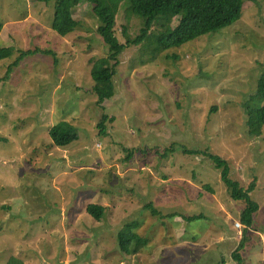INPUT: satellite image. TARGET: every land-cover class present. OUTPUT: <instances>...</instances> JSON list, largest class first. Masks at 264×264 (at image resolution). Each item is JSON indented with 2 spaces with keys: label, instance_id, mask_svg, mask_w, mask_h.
I'll return each instance as SVG.
<instances>
[{
  "label": "rangeland",
  "instance_id": "rangeland-1",
  "mask_svg": "<svg viewBox=\"0 0 264 264\" xmlns=\"http://www.w3.org/2000/svg\"><path fill=\"white\" fill-rule=\"evenodd\" d=\"M73 16L76 31L61 38L53 2L0 0V49L14 50L0 60V264H237L244 233L242 264H264V128L251 132L247 110L264 72V0H245L235 26L155 59L125 49L105 109L92 69L109 51L93 4ZM142 22L120 8L119 32L135 39ZM27 50L52 54L25 58L7 77ZM61 122L78 135L65 148L49 136ZM185 148L226 159L245 187L257 179L253 227L216 165ZM92 204L104 207L101 221ZM195 216L204 219H183ZM130 232L148 243L127 256L119 238Z\"/></svg>",
  "mask_w": 264,
  "mask_h": 264
},
{
  "label": "trees",
  "instance_id": "trees-1",
  "mask_svg": "<svg viewBox=\"0 0 264 264\" xmlns=\"http://www.w3.org/2000/svg\"><path fill=\"white\" fill-rule=\"evenodd\" d=\"M38 2L54 3V17L51 29L61 38L73 34L78 22L74 19L75 8L84 1L93 4L94 14L99 21L98 35L103 39L105 47L109 51L108 58H103L94 63L92 76L95 81L94 91L98 95V105L105 109L106 102L115 96L114 77L120 64V56L125 49L142 46L144 49H152L155 59L158 55L168 49H177L192 43L208 35L221 33L222 31L235 26L243 15L245 0H37ZM120 8H125L131 14L143 19L140 35L135 39L130 38L127 28L119 32L117 29V17ZM122 10V9H121ZM175 26L171 29V26ZM4 23L0 21V35L4 31ZM154 30V32H153ZM153 34L151 35V33ZM157 33L156 35H154ZM125 40L121 44L119 38ZM151 38V39H149ZM150 40V41H149ZM13 49H0V60L12 56ZM39 53L46 54L42 50L22 51L17 60L10 65L7 77H10L16 67L29 57ZM252 100L256 102L248 110V125L251 132L260 134L264 128V72L257 81V89ZM109 117L104 115L99 128L101 134L105 132L106 122ZM53 144L65 148L78 140L77 130L67 122H61L49 131ZM173 151V145L170 148ZM188 155L209 158L221 171L222 179L230 190L232 198L242 202L244 208L241 214L242 224L248 228L253 227L255 214L259 211V205L255 202L251 193L257 187V179H254L247 187L231 176L229 162L221 156L201 150L184 149ZM151 210L153 216H160V212L154 208V204L146 206ZM88 212L96 220L101 221L104 214V207L92 204ZM171 214L168 218H173ZM178 217V216H176ZM189 223L203 220L204 217L195 216L185 218ZM135 227V226H134ZM132 230V228H129ZM244 233L239 247L233 258L237 264H242L239 253L245 249ZM147 241L141 239L135 233H129L126 237L119 238V247L123 254L131 256L147 246ZM10 264H22L18 259H12ZM223 264H226L224 261Z\"/></svg>",
  "mask_w": 264,
  "mask_h": 264
},
{
  "label": "built area",
  "instance_id": "built-area-1",
  "mask_svg": "<svg viewBox=\"0 0 264 264\" xmlns=\"http://www.w3.org/2000/svg\"><path fill=\"white\" fill-rule=\"evenodd\" d=\"M236 228H240L241 229V226L239 224L236 225Z\"/></svg>",
  "mask_w": 264,
  "mask_h": 264
},
{
  "label": "crops",
  "instance_id": "crops-1",
  "mask_svg": "<svg viewBox=\"0 0 264 264\" xmlns=\"http://www.w3.org/2000/svg\"><path fill=\"white\" fill-rule=\"evenodd\" d=\"M239 229V228H238Z\"/></svg>",
  "mask_w": 264,
  "mask_h": 264
}]
</instances>
